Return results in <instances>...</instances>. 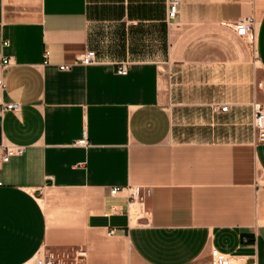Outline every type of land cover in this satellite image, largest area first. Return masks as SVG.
<instances>
[{
  "label": "crops",
  "instance_id": "0c3cea01",
  "mask_svg": "<svg viewBox=\"0 0 264 264\" xmlns=\"http://www.w3.org/2000/svg\"><path fill=\"white\" fill-rule=\"evenodd\" d=\"M166 2L0 0V105L19 106L0 139L24 148L0 162V264L68 247L85 264H210L211 249L264 264V0H179L172 21ZM246 18L252 42L230 28ZM86 51L97 64L58 70ZM126 186L150 191L128 214L109 196Z\"/></svg>",
  "mask_w": 264,
  "mask_h": 264
},
{
  "label": "built area",
  "instance_id": "2783aa9c",
  "mask_svg": "<svg viewBox=\"0 0 264 264\" xmlns=\"http://www.w3.org/2000/svg\"><path fill=\"white\" fill-rule=\"evenodd\" d=\"M179 0H167L166 2V18L169 21H172L176 18L178 14ZM253 19L246 18L239 20L230 25L234 35L238 38L245 39L249 42L254 40L253 32ZM8 45L7 41H2L1 46L6 47ZM49 53H43V64L47 63ZM10 60L7 57H2L1 67L8 66ZM97 58L94 51H86L80 57L76 58L72 64L60 65L58 66L59 71H68L72 66H92L97 64ZM118 75H125L126 68L124 65H119L116 69ZM260 88V84H258ZM4 89L3 81L0 79V91ZM226 107H220L219 111L225 112ZM19 111V106L17 104H5L0 105V116L5 112H17ZM252 126L255 131V140L258 144H264V105L255 104L252 106ZM75 146L78 147H87V141L85 139L84 133L82 138L77 141ZM0 149L1 156L0 162L6 163L11 158L19 157L23 154L24 148L17 146H7L4 145L0 139ZM1 186V183H0ZM119 193H124L127 199V214L130 212L133 207L142 206L146 198L149 197V189H143L139 187L126 186V187H113L109 190V196H115ZM120 211H117L114 207L110 208V214L116 215ZM108 216V215H106ZM113 234V231L109 232L108 235ZM39 259L35 264H85L87 253L83 248L78 247H68L64 250L58 251H41ZM210 264H231L230 258L217 251L216 249H211L210 251Z\"/></svg>",
  "mask_w": 264,
  "mask_h": 264
},
{
  "label": "rangeland",
  "instance_id": "374dc122",
  "mask_svg": "<svg viewBox=\"0 0 264 264\" xmlns=\"http://www.w3.org/2000/svg\"><path fill=\"white\" fill-rule=\"evenodd\" d=\"M39 257H40V254L38 255V257H37V258L39 259Z\"/></svg>",
  "mask_w": 264,
  "mask_h": 264
}]
</instances>
